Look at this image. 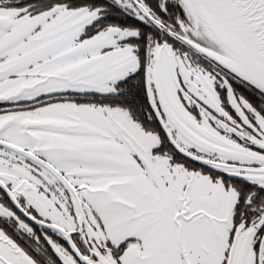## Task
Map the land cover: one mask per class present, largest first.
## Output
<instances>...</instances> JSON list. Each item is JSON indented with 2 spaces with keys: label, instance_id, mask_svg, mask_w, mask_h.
Wrapping results in <instances>:
<instances>
[{
  "label": "snow or ice",
  "instance_id": "obj_1",
  "mask_svg": "<svg viewBox=\"0 0 264 264\" xmlns=\"http://www.w3.org/2000/svg\"><path fill=\"white\" fill-rule=\"evenodd\" d=\"M0 264H264V0H0Z\"/></svg>",
  "mask_w": 264,
  "mask_h": 264
}]
</instances>
